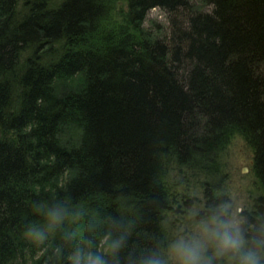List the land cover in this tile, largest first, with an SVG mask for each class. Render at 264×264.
I'll return each instance as SVG.
<instances>
[{"label": "trees", "instance_id": "16d2710c", "mask_svg": "<svg viewBox=\"0 0 264 264\" xmlns=\"http://www.w3.org/2000/svg\"><path fill=\"white\" fill-rule=\"evenodd\" d=\"M198 1L0 0V264H174L176 217L229 219L236 137L264 264V0Z\"/></svg>", "mask_w": 264, "mask_h": 264}, {"label": "rangeland", "instance_id": "374dc122", "mask_svg": "<svg viewBox=\"0 0 264 264\" xmlns=\"http://www.w3.org/2000/svg\"><path fill=\"white\" fill-rule=\"evenodd\" d=\"M196 11L207 13L211 11L210 7L203 6L198 0H191ZM190 12H180L177 15L178 22L184 23V17ZM176 19V17H175ZM174 16L162 9L156 8L150 11L145 26L147 28L161 31L162 33L171 35V27ZM226 171L229 176L228 194L231 204L228 207L229 219L227 222L232 223L241 228V212L251 200V196L257 193L255 175L253 173L254 151L241 137H236L228 147L224 157ZM203 203L199 206L187 210L185 215L177 218L178 223H174V238L170 245L169 257L176 264L173 255V245L183 240L185 243L196 240L199 241L205 249L212 243V239L206 232V229L214 227L213 219L203 218ZM175 220V218H174Z\"/></svg>", "mask_w": 264, "mask_h": 264}, {"label": "clouds", "instance_id": "9594fccd", "mask_svg": "<svg viewBox=\"0 0 264 264\" xmlns=\"http://www.w3.org/2000/svg\"><path fill=\"white\" fill-rule=\"evenodd\" d=\"M214 227L206 229L210 238L214 241L218 255H229L236 264H260L259 250L247 248V242L240 233L238 226L230 222L213 218ZM206 249L196 240L185 243L183 240L173 245V255L176 264H209L203 256ZM91 264H101L94 260Z\"/></svg>", "mask_w": 264, "mask_h": 264}]
</instances>
